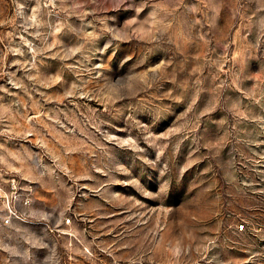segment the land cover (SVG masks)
Listing matches in <instances>:
<instances>
[{
  "label": "rangeland",
  "instance_id": "obj_1",
  "mask_svg": "<svg viewBox=\"0 0 264 264\" xmlns=\"http://www.w3.org/2000/svg\"><path fill=\"white\" fill-rule=\"evenodd\" d=\"M0 170V264H264V0H0Z\"/></svg>",
  "mask_w": 264,
  "mask_h": 264
},
{
  "label": "built area",
  "instance_id": "obj_2",
  "mask_svg": "<svg viewBox=\"0 0 264 264\" xmlns=\"http://www.w3.org/2000/svg\"><path fill=\"white\" fill-rule=\"evenodd\" d=\"M3 173L8 171L0 170V176ZM33 193V186L26 180L11 175L5 183L0 177V251H7L11 247V233L17 225L37 223L23 210L25 206L31 205ZM67 221H71L70 217ZM244 227L245 225L241 224L240 229Z\"/></svg>",
  "mask_w": 264,
  "mask_h": 264
}]
</instances>
